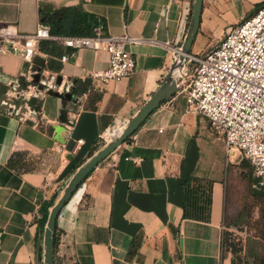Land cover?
<instances>
[{"label": "crops", "instance_id": "crops-1", "mask_svg": "<svg viewBox=\"0 0 264 264\" xmlns=\"http://www.w3.org/2000/svg\"><path fill=\"white\" fill-rule=\"evenodd\" d=\"M263 1L202 0L197 35L218 32L219 40ZM72 7L103 21L109 34L136 39L126 44L136 67L119 81L91 80V72L107 67L106 50L40 42L47 91L62 98L46 94L35 125L0 108V264H46L48 204L104 147L101 136L125 127L164 81L183 44L193 0H0V28L27 34L44 22L51 29L74 15L65 11ZM54 11H63V17ZM23 69L20 55L0 56V79L19 81ZM67 79L89 81L78 105L64 97L70 93L62 87ZM182 88L181 83L161 100L60 210L57 264H232L231 253L223 250V232L234 230L230 217L240 204L238 189L245 192L246 160L239 151L227 152L207 119L190 110ZM62 103L81 108L69 129ZM191 176L211 183L208 221L183 218L182 182Z\"/></svg>", "mask_w": 264, "mask_h": 264}, {"label": "built area", "instance_id": "built-area-1", "mask_svg": "<svg viewBox=\"0 0 264 264\" xmlns=\"http://www.w3.org/2000/svg\"><path fill=\"white\" fill-rule=\"evenodd\" d=\"M43 40L56 41L70 49L106 50L108 65L91 72L88 76L91 80L119 81L136 67L135 57L126 49V44L136 39L109 34L101 20L91 35L52 33L43 23L27 34L0 28V56L4 53L20 55L24 62L21 77L27 82L21 87L16 80L0 79V85L6 87L0 106L8 113L17 114L21 122L37 123L41 114L31 101L41 103L47 94L42 75L38 83H32L37 72L33 60ZM67 58L63 55L61 60ZM189 62L194 63L189 75L179 72L174 76L178 85L182 83L190 110L207 119L211 130L225 141L227 152L235 150L242 154L256 180L253 186L264 190V4L232 25L211 51L202 56L189 54L184 64ZM39 83L43 89L38 88ZM73 85L74 81L67 79L62 87L71 90ZM80 109L75 106L67 111V129L72 127ZM123 129L124 126L113 127L101 139L107 144Z\"/></svg>", "mask_w": 264, "mask_h": 264}, {"label": "water", "instance_id": "water-1", "mask_svg": "<svg viewBox=\"0 0 264 264\" xmlns=\"http://www.w3.org/2000/svg\"><path fill=\"white\" fill-rule=\"evenodd\" d=\"M201 10L202 0H193V8L191 11L188 30L186 32L183 44L179 50L177 60L173 63L170 70L167 72L164 81L160 84L159 88L151 95L149 100H147V102L139 109V111L129 120L128 124L120 133L114 136L107 144L104 145L102 149L94 153L74 171L67 185L64 187L61 195L49 210L43 235V245L45 249L44 258L46 264H55L53 260V242L56 228V218L60 210L65 206L73 193L76 191L81 181L93 168H95L103 159H105L131 134L134 133V131L141 125V123L159 105L161 100L168 98L172 93L176 92L178 88V79L174 75L175 73H177V70L179 71L180 69H182L184 63L186 62L187 56L190 54L193 40L195 39L198 32ZM48 11H51V9H48ZM52 13H54L55 16L58 15L59 19L63 17V11H54ZM73 21V14H70L64 20L62 26L65 35H71ZM33 62L36 65L37 72L33 75L32 83H38L41 77L42 68L44 66V60L39 56H36ZM18 83L21 84V79L18 81ZM38 88L43 89V85L39 83ZM5 91V85H0V100L2 99ZM47 94L62 98L61 95L53 93L52 91H47ZM64 97L70 99L73 96L70 92L65 94ZM38 105H40V102H38ZM62 107H65L64 103H62ZM0 108L2 109L3 107L0 106ZM62 112L65 114L67 110H64L62 108Z\"/></svg>", "mask_w": 264, "mask_h": 264}, {"label": "trees", "instance_id": "trees-1", "mask_svg": "<svg viewBox=\"0 0 264 264\" xmlns=\"http://www.w3.org/2000/svg\"><path fill=\"white\" fill-rule=\"evenodd\" d=\"M264 4V1L259 3L255 9ZM254 9V10H255ZM67 12H74L75 18L72 24L71 34L72 35H91L93 33V28L97 24L98 19L92 17L88 13L84 12L80 7H72L65 9ZM65 14V16H66ZM42 17H45V13H42ZM65 20V18H64ZM63 19L56 21L51 26V32L56 34H61L63 32V26L61 25ZM44 23V22H42ZM188 65L194 66L193 62H189ZM21 79V87H25L27 82L23 77ZM88 80L81 81L76 80L72 86L70 92L72 93L73 100L72 104L78 105L79 96L85 93L88 89ZM31 105L39 110L38 102L36 100L31 101ZM64 110H69V105L63 107ZM93 151H91L92 155ZM94 169V168H93ZM93 169L86 175V177L81 181V183L89 176ZM80 183V184H81ZM79 184V185H80ZM182 196H183V218L199 220V221H208L210 217V205H211V183L204 181L196 177H187L182 182ZM56 200V196H53L52 200L48 204L45 213L43 214V223H46L49 207H51ZM234 234L232 231L223 232V250L229 251L232 255L231 263L239 264L236 261L237 256L242 250V245L240 241L234 240ZM56 230L54 233V242H53V260L56 263L54 258L55 247H56Z\"/></svg>", "mask_w": 264, "mask_h": 264}, {"label": "rangeland", "instance_id": "rangeland-1", "mask_svg": "<svg viewBox=\"0 0 264 264\" xmlns=\"http://www.w3.org/2000/svg\"><path fill=\"white\" fill-rule=\"evenodd\" d=\"M217 37H219L218 32L208 35L198 34L193 42L192 53L198 56L205 55L215 48L220 40H217ZM186 67L185 70L189 75L193 66ZM244 177L245 180L242 177L237 179L239 182L236 185H241L242 180L245 181V192L238 189L240 204L230 217L233 223L234 240L240 241L242 245L236 261L239 264H264V190L253 186L256 180L246 161Z\"/></svg>", "mask_w": 264, "mask_h": 264}, {"label": "bare ground", "instance_id": "bare-ground-1", "mask_svg": "<svg viewBox=\"0 0 264 264\" xmlns=\"http://www.w3.org/2000/svg\"><path fill=\"white\" fill-rule=\"evenodd\" d=\"M179 72H180V70L179 71L177 70V73H179Z\"/></svg>", "mask_w": 264, "mask_h": 264}]
</instances>
